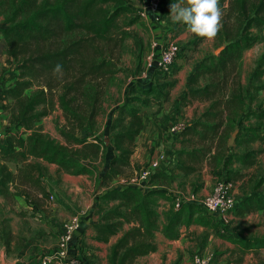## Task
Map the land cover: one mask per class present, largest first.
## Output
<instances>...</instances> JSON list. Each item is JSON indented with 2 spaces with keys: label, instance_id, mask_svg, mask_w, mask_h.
<instances>
[{
  "label": "trees",
  "instance_id": "obj_1",
  "mask_svg": "<svg viewBox=\"0 0 264 264\" xmlns=\"http://www.w3.org/2000/svg\"><path fill=\"white\" fill-rule=\"evenodd\" d=\"M46 1V0H44ZM0 0V15L3 14ZM36 0H11L10 9L12 15L6 17L8 26L2 31L4 40L12 54H21L23 58L19 68L38 72L40 74L61 73L62 91L58 95L60 107L67 116H79L86 110L87 121L91 122L98 110V101L103 91V86L92 80L101 79L111 82L114 72L113 61L102 55L97 49V44L103 42L105 47L112 52L127 34L119 30L117 19L126 11H131L122 0H50L35 7ZM114 2L111 11L101 9L103 3ZM32 7L27 10V7ZM219 0L221 11L225 10ZM222 11V12H223ZM227 12L235 14V23H227V14L221 18V27L216 34L221 46L218 53L205 56L196 66L190 78V88L182 101L187 98L212 99L217 93L219 98L211 100L209 109L214 116H221L217 123L195 122L192 125L185 124L182 131L197 130V125L202 124L207 130L216 132L221 124H225L230 131L235 129V124L253 115L258 121L264 119V109L244 110L243 90L238 82L227 90V76L231 65L237 64L245 50L264 38L260 33H253V29L264 27V0H229ZM20 12L21 18L15 20ZM226 12V13H227ZM132 21V20H131ZM134 21H132L133 23ZM130 22L127 23L129 25ZM99 53L100 57L95 59ZM9 53V52H8ZM87 53L91 57H86ZM59 64L60 69L55 66ZM208 74L215 79L204 86L193 87L197 76ZM264 49L257 56L253 79H256V90L264 89ZM90 77V78H87ZM89 79V80H88ZM28 82H16L7 88V98L14 100L18 108L20 123L30 128L25 139L18 138L14 143L6 137L5 143L0 145L2 155L8 160H16L20 157H32L55 164L62 171L71 175L91 174L94 169L89 160L88 153L96 155L99 151L104 153L107 146L102 140L95 141L73 138L81 147H72L61 144L39 127H32L38 120L41 112L35 110L38 103L44 102L48 91L51 90L49 83L41 84V88L33 90L25 95L24 89ZM215 109V110H213ZM138 109L133 105L123 104L118 108V116L112 126L120 127L113 134L114 143H127V146L112 156L105 168L104 179H112L120 174V167L130 164L129 155L134 136L139 132L141 120ZM128 116L126 124H121L124 117ZM223 117V118H222ZM256 126H249L242 131V139L245 143L255 140L264 142V131L260 133ZM190 131L188 133H192ZM227 135H225V138ZM237 139H235V142ZM220 143V142H219ZM89 148V149H87ZM88 150V151H87ZM194 152L191 153L193 157ZM177 157V156H176ZM222 157V156H221ZM255 155L251 152L229 154L223 158L214 157L215 166H222L225 170L226 181L234 182L241 177V172L232 170L234 162L252 164ZM177 167L179 162H177ZM181 165V164H180ZM182 170L192 172L195 170L185 162L181 165ZM174 176L165 171L153 172L146 181V188L126 185L112 187L100 194L99 201H116L117 203L100 216L93 224L95 238L107 241L115 234L124 222L131 223L118 239L111 245L109 254L110 264H130L135 258L153 251L156 247L155 233L160 231L169 240L179 237V228L192 223L215 227L213 218L196 203H182L178 208H173L174 195L168 189ZM13 180V172L5 164L0 165V195H7L6 183ZM161 199L169 203L164 216L167 221L158 224L157 207ZM100 203V202H99ZM98 203V205H100ZM264 210V192L259 187H254L252 193L237 201L233 208L236 216H242ZM220 236L230 240L239 246L242 252L264 249V235L261 236ZM35 264H41L39 259Z\"/></svg>",
  "mask_w": 264,
  "mask_h": 264
},
{
  "label": "rangeland",
  "instance_id": "obj_2",
  "mask_svg": "<svg viewBox=\"0 0 264 264\" xmlns=\"http://www.w3.org/2000/svg\"><path fill=\"white\" fill-rule=\"evenodd\" d=\"M47 1L50 0H36L35 7H40L42 3ZM142 1L143 0H122L123 4L127 5L131 11H126L123 15L118 17L117 23L119 30L116 34L118 36L120 31L126 32L127 34L122 41L112 49V52L105 47L103 42L97 44V49L102 51V55L109 57L113 61V69L115 71L108 74L109 76H112L111 82L106 81L103 77H100L101 79L98 80H92L98 84L97 86H103V91L98 101L97 113L93 120L88 122L86 110L81 113V117L67 116L60 107L58 95L62 91L61 82L63 75L61 73L56 74L54 72L52 74H40L38 72H30V70H26L23 67H18L23 56L21 54H12V52L9 51L10 48L5 42L2 33V31L8 26L6 17L12 15V10L9 7L11 0H4L1 4L4 15H0V60L3 58L6 67L2 69L3 73H0V78L4 77L0 82V127L8 131L7 138H10V140L15 143L18 138L25 139L30 132L29 127L20 123L18 108L14 103V100L12 98L10 99V97L8 98V101L6 100L7 88L12 87L17 81L28 82V86L23 91L25 95H28L33 90L41 88V84L49 83L51 90L48 91L45 101L38 103L35 106V110L41 112L42 115H40L38 120L32 124V127L41 128L44 133L48 134L51 138H54L61 144L68 146L69 149L76 146L78 148L81 147L79 144L72 141L73 138L87 139L88 141L94 142H96L95 138H98V140L100 139L104 141L106 146L109 147L107 152V160L109 161L112 156L118 154L119 151L127 146V143L125 142L120 144L114 143L113 134L118 132L120 128H113L112 126L113 123L115 124V119L118 116V108L123 104L133 105L139 111L141 127L139 132L134 136L133 143L130 146L132 150L128 158L130 160L136 144H141V139L138 138L137 142L136 139L140 135L142 129L144 130L145 128L143 121H145L146 124L147 122H151L149 120V115L156 106V104H153L152 98L155 100L161 99L166 90V84L164 86L150 85L145 88H141L140 85V81L144 78L142 77L144 70L150 63H152V55L149 49V41L152 38L147 30H145L143 26L144 24L142 23V17L136 10L137 8H141L140 6H144ZM172 2L173 0H164L162 8L164 10L163 12L170 8ZM182 2L187 4L190 3V0H182ZM222 4L225 9L224 11L222 10L223 12L221 11L222 16L225 17L224 15L227 14V16H229L227 18V23L233 25L235 23V14L226 11L229 0H222ZM114 5V2L103 3L101 9L111 11ZM31 7L32 6L29 5L27 10ZM21 16L22 15H20L19 12L14 21L19 20ZM131 20L134 22L132 23ZM128 22H130L129 25H127ZM180 23V28H182L183 31L188 29L185 24L182 22ZM252 32L260 33L264 38V27L259 30L253 29ZM186 34L187 36L185 39L177 41L180 51L174 61L183 59L187 66H194V64L199 63L205 56L215 53V51L221 47L216 36L209 39L194 34L189 29L186 31ZM263 49L264 39L245 50L242 54L241 60L237 64L231 65L229 68L226 89L228 90L231 85L233 86L235 84V82L240 84L244 94L243 103L244 110L246 111L251 109H264V89L257 91L256 83H258V81L253 79L255 61ZM93 55H97L95 56V59L100 57L99 53L94 52ZM86 57H91V55L87 53ZM173 63L168 69H171L174 66ZM215 79L208 74L199 75L197 76V80L195 81V84H193V87H202L209 82H214ZM261 80H264V75L261 77ZM188 87L190 88V84ZM219 97L220 95L216 93L211 100ZM211 100L187 98L185 101H181L179 104L180 107L184 104H195L192 109L193 113L190 115V121H187L184 125H192L195 122H204V124L219 122L221 119L220 115L214 116L212 113H206L208 110L209 112H212L209 109ZM128 120L129 117L125 116L121 124H126ZM249 126H256V129L262 133L264 131V119L258 121L250 114L248 117H245L239 125L236 123L234 130H237V133L234 137L233 143L230 145L228 144V141L234 130L229 133L225 124H221L215 133L211 132V130H207V128L204 130L202 124L197 125V130L195 131L189 130L186 133H173V136L175 137L171 141V147L175 148V150L172 154L177 156V161L181 165L185 162L187 165L195 168L194 172H189L182 170L181 165L179 164V171L181 169L185 173L184 174L181 171L183 176L188 178L189 182L193 179L200 180L203 178L204 174H208L212 189L218 180L221 178L226 179V175L223 176L221 172H217L220 168L219 166H215L214 157L223 158L232 153L251 152L255 155L252 164L234 162L230 166L232 167V170L241 172V177L239 179L230 182L233 196L237 202L244 196L252 193L254 187H259L260 191L264 190V142L255 140L250 143H245L243 141L241 137L242 131ZM190 131L193 132L188 133ZM225 135H227L226 138ZM235 139H237V142H235ZM155 148L156 147L154 146L153 151ZM157 150L158 149L156 148V151ZM193 152L195 154H193L194 156L192 157L191 153ZM153 153L154 152H152V154ZM104 154L105 150L104 153L99 151L96 155L88 153L87 160H89L93 166L94 171L91 174L80 175H86L87 179L91 182H93V179L97 180L100 178V182L104 181L103 183L108 184L110 180H103V174L105 172V169L103 170L105 163ZM43 163L47 162L32 157H20V155H18L16 160H8L0 151V165L5 164L7 168L13 172V180L6 183L9 193L7 195H0V264H2L1 261L4 264H12V261L15 259L17 260L14 264H23L20 263V257L16 256L20 252V245L24 244L25 241H31L33 239L40 241L41 245L47 242L52 244L56 240L55 235L59 234V232L57 233V230H55L54 222L48 217V214L53 210L51 204L53 203L52 198L54 192L45 189V176H48L49 179H53V176H59L58 173L62 170L54 164L56 169L50 172L46 169ZM204 168H206V170L202 171ZM138 171L139 168L136 166L131 170L130 164L128 166L120 167V174H124L123 177L127 178L138 173ZM183 176L177 175L173 178L171 183L175 180L176 183L184 185L187 181L184 180ZM112 186H115V184ZM112 186L110 185L106 187L105 190L112 188ZM22 195L24 197H20ZM21 202L31 205L33 204L35 208L30 212L27 208H22L20 211ZM99 202L97 200L96 205H94L93 208L96 220L117 203L112 200ZM98 203L100 205H98ZM158 207L157 221L158 224L161 225L165 216L164 211ZM231 215L232 218L227 231L219 232L218 227L214 225L217 235L244 236L245 233L247 234L246 236L264 235V211L249 213L245 216H236L232 212ZM130 226L131 223L124 222L119 226L117 232L111 236H117V240L118 237ZM236 248V254H234L232 259L228 258L226 264H230L233 258L240 255L241 251L239 246H236ZM109 252L110 247H108V254ZM248 252L250 253V251ZM42 253L43 251L41 254ZM199 253L208 254L202 252ZM4 254H6V258L10 256L12 257L10 263H7ZM241 255L244 254L241 253ZM26 257H22L21 260L26 259ZM94 258L95 263H99L97 255H95ZM249 259H252V257L249 256ZM259 261L260 262L258 263L247 261V264H264V254L259 258Z\"/></svg>",
  "mask_w": 264,
  "mask_h": 264
},
{
  "label": "crops",
  "instance_id": "obj_3",
  "mask_svg": "<svg viewBox=\"0 0 264 264\" xmlns=\"http://www.w3.org/2000/svg\"><path fill=\"white\" fill-rule=\"evenodd\" d=\"M142 2L145 5L146 0ZM163 11L164 10H162L158 20H155V14L152 12H147L146 15L142 17L143 26L152 38L149 41L152 63L144 70L142 76L144 78L140 81V85L141 88H145L150 85L164 86L166 84V90L162 87L165 92L161 99L155 100L152 98V102L156 104V106L149 115V120L151 122H147L146 124V122L143 121L145 128L144 130L142 129L140 135L136 139L137 142L138 138H140L141 144L138 145L137 143L134 148V153L130 158V168L132 170L134 166H136L140 169L145 166L149 160L163 154L164 158L160 161V165L167 173L176 177L177 175L183 176V171L181 169L179 171L177 167V157L172 154L175 148L171 147V141L175 136L169 131V127L175 122L180 121L186 123L191 119L190 115L193 113L192 109L195 104H184L181 107L179 104L185 92L189 89L188 85L190 78L198 63L190 67L189 65L187 66L183 59H178L174 61V66L168 69L167 72L157 68L156 62L159 58L161 46L172 40L180 41L181 39H185L187 36L186 31L188 30L185 29L183 31V29L180 28V22L172 21L169 12L170 8L165 10V12ZM4 67H6V64L2 58L0 60V73H3L2 69H4ZM3 79L4 77L0 78V82ZM6 100L8 101V98H6ZM154 146L158 149L157 151L156 148L153 151ZM108 150L109 147L105 150L103 170L108 164ZM152 152L154 153L152 154ZM43 164L50 172L56 169L54 164ZM219 168L217 172H221L224 176V168L222 166ZM203 170H206V168L202 169V171ZM58 174L59 176H53V179H49L48 176H45V189L54 192L52 198L53 203L51 204L53 210L48 214V217L54 222L55 230H57L58 233L62 223L66 219L73 214L78 215L80 219V228L72 241V252L80 258L82 264H110V252L108 254V247H111L116 241L117 236H110L107 241H100L95 238L96 233L93 224L96 222V218L93 208L94 205H96L98 196L104 192L103 190H105L106 187L112 186L113 184H115V186L112 187L124 186L119 179L123 177L124 174H119L110 179L108 184L103 183L104 181L100 182V178L97 180L93 179V182H95L93 183L87 179L86 175L75 176L63 171H59ZM183 177L184 180L187 181L184 185L178 184L174 180L168 187L172 193L181 192L186 194L191 192L201 197L210 192L212 185L209 182L210 177L208 174H204L203 178L200 180L193 179L191 182L188 181L186 176ZM261 191L264 192V190ZM20 197L24 196L22 195ZM20 205V211L22 208H27L30 212L35 208L33 204L21 202ZM168 207L169 203L166 200L161 199L159 201L158 208L166 212ZM262 211L264 210H259L257 212ZM206 214L213 218L212 214L208 212H206ZM166 221L167 217H164L162 222ZM215 231L216 229H214L213 226L208 227L202 224L192 223L188 226H181L179 228V237L174 240L166 239L160 231H156L155 249L145 255L135 258L130 264H188L191 256L199 252L212 254L211 264H226L227 259H232L234 254H236L237 245L217 235ZM246 235L245 233L244 236ZM57 236L58 234L55 235L56 240ZM56 240L52 244L47 242L43 245L40 244V241L34 239L25 241L24 244L20 245V252L16 256L20 257V263L35 264L43 253L54 246ZM42 251L43 253L41 254ZM241 253L244 255H241ZM241 253L239 256H236V258H233L230 264H247V261L258 263L260 262L259 258L264 254V249L257 251L251 250L250 253L248 251H241ZM95 255H97L99 263H95ZM248 255L251 256L252 259H249ZM22 257H26V259L21 260ZM4 258L5 260L7 259V263H10L12 259L11 256L6 258V254H4ZM16 260L17 259L13 260L12 264H14ZM1 263L4 264L2 261Z\"/></svg>",
  "mask_w": 264,
  "mask_h": 264
},
{
  "label": "built area",
  "instance_id": "obj_4",
  "mask_svg": "<svg viewBox=\"0 0 264 264\" xmlns=\"http://www.w3.org/2000/svg\"><path fill=\"white\" fill-rule=\"evenodd\" d=\"M164 0H146L143 7L137 8V13L144 17L147 12L155 14V20L159 19L162 12ZM180 51V47L177 41H169L161 46L159 58L156 62L157 68L163 71H167L168 67L173 63L177 54ZM184 127L183 122H175L169 127L170 132L180 133ZM8 131L0 127V145L5 143ZM164 158V155L149 160L148 163L141 167L138 173L131 175L130 177H120L124 186L133 185L141 189H145L146 181L149 176L155 171H165L160 165V161ZM167 173V172H166ZM173 208L176 209L182 203H196L205 212L213 215V223L218 227L219 232H225L228 230V225L232 218V212L236 200L233 196L231 183L226 181L225 178L218 180L213 188L204 196H197L195 193H173ZM218 223V224H217ZM80 228V219L78 215H72L65 220L59 231L57 240L52 248L40 256L39 261L41 264H82L80 258L72 252V241L76 235V232ZM212 254H200L194 253L188 264H211Z\"/></svg>",
  "mask_w": 264,
  "mask_h": 264
},
{
  "label": "clouds",
  "instance_id": "obj_5",
  "mask_svg": "<svg viewBox=\"0 0 264 264\" xmlns=\"http://www.w3.org/2000/svg\"><path fill=\"white\" fill-rule=\"evenodd\" d=\"M170 14L173 22H182L194 34L206 38H214L221 27L222 12L219 0H173L170 5ZM56 70L60 65L55 66Z\"/></svg>",
  "mask_w": 264,
  "mask_h": 264
},
{
  "label": "water",
  "instance_id": "obj_6",
  "mask_svg": "<svg viewBox=\"0 0 264 264\" xmlns=\"http://www.w3.org/2000/svg\"><path fill=\"white\" fill-rule=\"evenodd\" d=\"M220 48H221V47H220ZM220 48H218V49L215 51V54L219 52ZM236 133H237V130H234V131L232 132L231 137H230V139H229V141H228V144H229V145L233 143V141H234V137H235Z\"/></svg>",
  "mask_w": 264,
  "mask_h": 264
}]
</instances>
